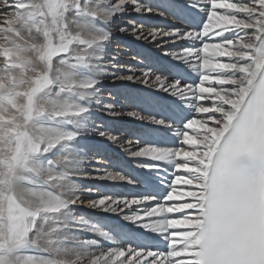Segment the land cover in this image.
<instances>
[{
	"label": "snow or ice",
	"instance_id": "6c2138e0",
	"mask_svg": "<svg viewBox=\"0 0 264 264\" xmlns=\"http://www.w3.org/2000/svg\"><path fill=\"white\" fill-rule=\"evenodd\" d=\"M138 2L116 0L153 11ZM90 3L5 2L28 11L20 25L0 22V264H264V0H201L197 9L183 0L180 28L148 33L187 42L176 57L189 69L183 82L150 70L127 77L145 86L156 80L178 99L174 118L158 122L171 136L136 149L150 160L148 194L84 200L95 190L70 177L113 176L72 172L61 156L45 161L73 136L42 121L83 111L48 93L76 87L64 65L77 46L108 39L89 31L83 18L102 15ZM77 206L119 215L132 228L101 231Z\"/></svg>",
	"mask_w": 264,
	"mask_h": 264
},
{
	"label": "bare ground",
	"instance_id": "6f19581e",
	"mask_svg": "<svg viewBox=\"0 0 264 264\" xmlns=\"http://www.w3.org/2000/svg\"><path fill=\"white\" fill-rule=\"evenodd\" d=\"M168 1L174 6L173 19L159 17V9L151 8V12L134 11L130 3L118 5L116 0H112L110 4L98 5L101 16L83 19L89 24L91 33L106 35L108 39L97 41L91 47L77 46L69 58L82 55L85 57L82 64L72 60L64 65L76 82V87L63 92L53 88L48 93V99L67 105L73 111H83L80 115L44 118L42 124L45 127L71 134L73 138L59 145L52 153L45 154L43 159L54 160L61 156L66 158L62 167L72 172L99 174L107 170L113 176V179L70 177L73 182L95 190L93 193L83 192L84 200L97 196L131 198L146 195L142 178L148 174L145 165L150 160L140 156L136 149L171 136V133L162 131L164 127L158 122L164 120L163 115L168 111L165 105L177 108L178 99L164 90H159L156 80L145 86L127 78L130 72L139 77L141 71L150 70L152 76H160L165 81L180 80L179 73L189 71L186 64L176 58L187 42L148 38V33L165 31L158 26L163 25L164 29L171 26L169 30L182 26L179 9L183 0ZM5 2L15 5L17 0H0V22L10 21L11 26L20 25V18L28 10L6 7ZM23 2L35 3L38 0ZM245 2L255 3L256 0ZM138 4L142 9L150 8L145 3ZM153 5L161 7L157 2ZM198 5L199 3H190L194 9ZM191 15H195V11ZM105 17L106 21L103 20ZM130 18L133 20L128 22ZM126 23L129 24L128 27ZM72 30L79 32L78 24H72ZM85 84L92 86L82 87ZM113 124L123 130H113ZM16 192L22 200L32 201L23 188H17ZM75 211L78 216H83L101 231L114 233L132 228L121 216L99 209L77 206ZM80 234L83 238L102 239L98 233L84 231ZM103 247H107V243ZM94 251L98 254L100 249Z\"/></svg>",
	"mask_w": 264,
	"mask_h": 264
},
{
	"label": "rangeland",
	"instance_id": "374dc122",
	"mask_svg": "<svg viewBox=\"0 0 264 264\" xmlns=\"http://www.w3.org/2000/svg\"><path fill=\"white\" fill-rule=\"evenodd\" d=\"M156 2L159 3L160 4L159 6H161V7L158 8V7L154 6L153 4H155ZM200 2H201V0H190V3H196V4H198ZM102 3L110 4V3H112V0H99V3H97V0H91V3L89 4V7H95V8H97L98 5H101ZM139 3H145V6H149L150 8L159 9L161 11V12L158 13V16L159 17H165V18H168V19H173V13L172 12L174 10V6H171V4L169 3L168 0H142V2L139 0ZM136 7L140 8V9L143 8V7H140L139 4H137ZM89 18L90 17H88V19ZM103 20L106 21L107 18L105 17V18H103ZM131 20H133V19L130 18V20L128 22H130ZM161 21H163V20H161ZM125 25H126V27H128L129 24L126 23ZM158 27H159V29H163L165 31H167V30H169V28H171V26H168V29L166 28L167 29L166 30V29H164V26L163 25L158 26ZM164 40L165 41H168L167 38H165ZM132 52L134 53V51H132ZM72 60H73V62L76 61L73 58H68V61L72 62ZM82 61L83 60H79V61H76V62L79 63V64H82ZM172 109H175V108H173V106H172ZM99 124L102 125V123H100V122H99ZM113 126H115V127H112L113 130H117V129L119 131L120 130H123L122 128L116 126L115 124H113ZM126 129L127 128H125V130ZM98 130H103V129H98ZM104 130H107V128L104 129ZM162 131L163 132H166L165 129H163Z\"/></svg>",
	"mask_w": 264,
	"mask_h": 264
}]
</instances>
